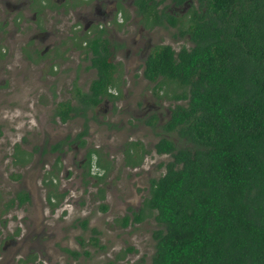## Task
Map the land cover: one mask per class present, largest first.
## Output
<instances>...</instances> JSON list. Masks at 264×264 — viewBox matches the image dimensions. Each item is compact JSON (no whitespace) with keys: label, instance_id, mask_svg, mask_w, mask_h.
Wrapping results in <instances>:
<instances>
[{"label":"rangeland","instance_id":"obj_1","mask_svg":"<svg viewBox=\"0 0 264 264\" xmlns=\"http://www.w3.org/2000/svg\"><path fill=\"white\" fill-rule=\"evenodd\" d=\"M5 1L0 4V47L8 48L11 35L10 26L3 24L8 13ZM166 7L167 13L170 9L175 12L169 4ZM181 17L175 27L165 25L143 31L134 43L133 36L126 34L128 62L133 63L135 44L141 49L169 44L175 51L191 47L185 32L189 13ZM131 23L139 28L138 21L133 19ZM35 30L30 29L17 42ZM52 33H46L44 42L38 41L40 50L50 43L47 57L60 54L65 47L56 43L55 28ZM62 60L64 64L55 79L46 76L48 67L40 75L38 69L22 64L13 75L8 72L11 65L7 57L0 60V79L13 80V91L1 90L0 97L14 93L18 98L2 111L5 118L0 115V264H22L24 260L31 264H151L155 252L153 232L160 226L154 212L143 210L139 222L134 217L148 196L150 180L162 175L164 163L171 160L169 154H157L154 144L162 136L178 147L187 143L175 133L164 132L162 121L158 123L155 118L156 125L150 126L144 120L151 114L166 119L176 103L174 96L183 87L164 77L150 81L137 71L128 72L127 85L117 91L116 101L102 103L94 111L86 123L87 134L78 140L74 138L84 128L82 118L62 123L53 116L55 103L71 98L70 83L74 80L73 63L67 56ZM81 69L76 78L79 82L85 80L86 85L89 78L81 75ZM113 93L116 95V91ZM60 141L64 142L62 149L52 150ZM14 142L20 150L30 152L24 166L11 164ZM134 142L139 144L141 157L138 160L132 156L129 161L126 155L134 151ZM88 153L89 173L80 165ZM18 157L19 152L15 154ZM133 159L138 162L130 164ZM19 191L27 192L30 199L21 205L17 201L10 204ZM125 216L129 221L124 226Z\"/></svg>","mask_w":264,"mask_h":264},{"label":"trees","instance_id":"obj_2","mask_svg":"<svg viewBox=\"0 0 264 264\" xmlns=\"http://www.w3.org/2000/svg\"><path fill=\"white\" fill-rule=\"evenodd\" d=\"M185 32L192 46H157L144 77L183 87L161 128L187 144L165 136L154 144L171 160L150 180L134 220L148 210L160 226L151 264H264V0H198ZM107 70L99 67L92 91L79 97L96 104L110 82ZM79 110L60 104L63 121ZM86 131L84 124L78 137ZM138 145L129 161L140 159Z\"/></svg>","mask_w":264,"mask_h":264},{"label":"flooded vegetation","instance_id":"obj_3","mask_svg":"<svg viewBox=\"0 0 264 264\" xmlns=\"http://www.w3.org/2000/svg\"><path fill=\"white\" fill-rule=\"evenodd\" d=\"M0 4L2 6L3 0H0ZM5 4L8 13L7 19L3 24L10 26L9 33L11 36L9 38V47H0V60L7 57V62L11 65L7 67L8 72L16 75L14 70L22 64L34 70L35 68L38 69L39 74L42 75V72L48 67L46 76L55 79L59 75L57 70L61 71L64 64L62 59L65 60L67 56L69 58L68 61L73 63L75 70L74 80L70 83L71 98L57 101L54 105L53 116L62 123L79 117L86 124L93 118L94 111L97 112L102 103L116 101L118 98L117 91L127 85L128 72L134 71L135 74L137 71L140 76L144 77V69L148 57L157 46L164 45L158 43L153 44L149 48L141 49V46L135 44L133 51L134 60L133 63H129V49L127 48L125 35L133 36L134 43L135 37L141 36L143 31H149L165 25L175 27L182 18L181 16L189 13L192 6L198 5V0H6ZM167 4L175 12L170 9L171 13H167ZM184 10H186L185 13ZM51 16L54 17V20H51ZM133 19L140 23L139 28L132 27L131 21ZM53 28H55L57 37L56 43L59 46L65 45V47L60 54L56 53L51 57H47L51 52L48 49V44L50 43L45 45V50H40L38 43L44 42L46 33H52ZM30 29H36V33L18 43L17 39L22 37L24 33H30ZM122 49L125 50L124 54L121 53ZM71 58L73 59L71 60ZM99 67H109L107 73L110 75V82L105 86V93L98 95V102L92 104L88 100L80 98L77 92L90 93L92 91L91 83L97 77ZM79 68H82L81 75L89 78L86 85L83 83L85 80L79 82L76 78ZM103 74H105V71H103ZM0 80V91H13L10 89L13 82L11 78ZM113 91H116V95ZM15 100H18V98L14 93H9V96L5 98L0 97L2 105L0 115L4 116L2 111L10 108ZM62 102H69L72 107H79L82 110L70 112V117L63 121L60 114V104ZM177 102L181 103L182 101L179 100ZM170 113L171 111L169 110L168 116L164 120H162L160 115L151 114L144 122L153 126L152 121L156 118L158 123L162 121L164 124L170 118ZM148 121H151V123ZM86 134L87 131L81 137ZM81 137L76 134L74 139L80 140ZM82 142L83 140H81ZM63 143V141L57 142L51 149L54 151L61 150ZM17 152H19L20 157L18 158L21 160L15 158ZM10 155L12 165L24 166L29 161L30 152L20 150L14 142ZM80 165H84L89 173V153ZM19 193L27 195L28 198L24 202L30 199L27 192L19 191L12 198L13 200L10 201V204L15 203V201H17L18 205L24 203H20L17 197ZM21 263L31 264V261L24 260ZM3 264H9V262H4Z\"/></svg>","mask_w":264,"mask_h":264}]
</instances>
